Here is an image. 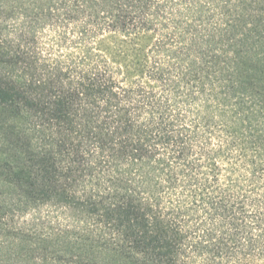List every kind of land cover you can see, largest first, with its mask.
Wrapping results in <instances>:
<instances>
[{
  "label": "trees",
  "instance_id": "trees-1",
  "mask_svg": "<svg viewBox=\"0 0 264 264\" xmlns=\"http://www.w3.org/2000/svg\"><path fill=\"white\" fill-rule=\"evenodd\" d=\"M5 50L20 213L103 264H264V0H16Z\"/></svg>",
  "mask_w": 264,
  "mask_h": 264
},
{
  "label": "rangeland",
  "instance_id": "rangeland-1",
  "mask_svg": "<svg viewBox=\"0 0 264 264\" xmlns=\"http://www.w3.org/2000/svg\"><path fill=\"white\" fill-rule=\"evenodd\" d=\"M0 41L7 53L16 52V0L0 6ZM63 212L43 207L20 213L16 193L0 187V264H103L105 256L80 252L78 226Z\"/></svg>",
  "mask_w": 264,
  "mask_h": 264
}]
</instances>
